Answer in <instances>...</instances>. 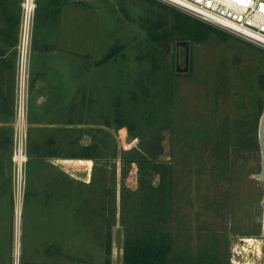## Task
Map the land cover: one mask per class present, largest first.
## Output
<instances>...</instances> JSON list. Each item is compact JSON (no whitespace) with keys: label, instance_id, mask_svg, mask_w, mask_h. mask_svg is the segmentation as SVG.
<instances>
[{"label":"rangeland","instance_id":"rangeland-1","mask_svg":"<svg viewBox=\"0 0 264 264\" xmlns=\"http://www.w3.org/2000/svg\"><path fill=\"white\" fill-rule=\"evenodd\" d=\"M35 3L28 106L39 47H58L57 31L44 29L45 22L51 15L56 28L60 16L61 32L69 35L67 47H77V60L51 58L48 74L77 78V172L67 178L28 156L25 187L20 194L15 189L17 36L0 71L1 120L12 122L1 127L11 144L0 152V264L38 262L48 243L64 253L65 264H105L109 227L111 264H123L127 226L136 224V211L143 208L153 212L143 222L156 221L172 233L175 258L264 264V180L257 177L264 50L215 25L202 42L183 39L173 31L170 6H175L161 0ZM180 41L190 42L186 73L177 70L185 61V49L177 50ZM29 115L30 108L24 124L27 148ZM237 139L243 148L235 146ZM138 158L142 171L132 160ZM152 161L171 170L166 219L158 218L164 210L154 193L164 176H150ZM141 178L151 181L147 199Z\"/></svg>","mask_w":264,"mask_h":264},{"label":"crops","instance_id":"crops-1","mask_svg":"<svg viewBox=\"0 0 264 264\" xmlns=\"http://www.w3.org/2000/svg\"><path fill=\"white\" fill-rule=\"evenodd\" d=\"M20 3L21 0H0V71L5 64V60L2 59H5L7 53L13 50L17 41L20 24ZM71 6L77 7V5ZM64 7H67V5L65 4ZM57 19V26L54 28L56 21L50 15L48 21L45 22L44 29L48 26L53 33L54 29L57 31L58 47H39L40 63L34 71L31 69L33 73L30 92L32 106L29 107L30 138L27 149L29 159L33 163L37 165L46 164L53 172H60L64 177H67V175L72 177L73 173L76 174L77 172V78L55 74L49 75L48 68L51 66L50 62H53L51 58L64 61L77 60V47H67L66 42L69 41V35L61 32V17L58 16ZM8 37L11 40L8 41ZM6 44H9L11 48L4 47ZM57 60H54V62H57ZM11 82L12 79L10 84ZM3 84L4 81L0 75L1 153L4 150L3 145L11 144L9 140L11 136L6 131L2 132L1 127L12 125L9 120H1ZM12 89L13 87L10 93L13 96ZM7 115L12 117V110ZM84 159L87 160L88 158ZM88 161L92 160L89 159ZM42 170V168H39L38 181L44 178ZM42 188L44 190V187ZM44 252V259L38 262L31 260L27 264H65V255L60 253L57 245L48 243Z\"/></svg>","mask_w":264,"mask_h":264},{"label":"built area","instance_id":"built-area-1","mask_svg":"<svg viewBox=\"0 0 264 264\" xmlns=\"http://www.w3.org/2000/svg\"><path fill=\"white\" fill-rule=\"evenodd\" d=\"M218 26L264 50V0H161ZM35 0H24L17 44V89L15 102V136L12 155L13 182L20 194L25 187L27 132L24 130L29 110V69L31 37L34 28Z\"/></svg>","mask_w":264,"mask_h":264},{"label":"trees","instance_id":"trees-1","mask_svg":"<svg viewBox=\"0 0 264 264\" xmlns=\"http://www.w3.org/2000/svg\"><path fill=\"white\" fill-rule=\"evenodd\" d=\"M172 13L175 16V22L173 24V31L176 34H179L183 39H194L197 42L204 41L209 32L213 29L217 30V28L201 19H198L190 14L176 8L170 6ZM20 23V22H19ZM260 82L264 83V75L260 77ZM258 119L256 120L257 124ZM245 125V124H244ZM258 125V124H257ZM246 128V126H245ZM243 137V136H242ZM245 138V137H244ZM248 140V139H246ZM235 146L239 148H243L245 144L240 139H237L235 142ZM236 153V152H235ZM88 159H93L90 157H86ZM133 161H137L140 166L141 171L143 170V161L138 158L132 159ZM148 163V162H146ZM160 164V163H159ZM156 161L150 162V176H155V174H162L164 178H162V186L160 188H153L154 193H156L158 197V205L159 209L164 210V213L160 215L158 218L166 219L165 214L169 213L170 208L167 202L166 194L167 191L169 193L172 192L173 183L170 180V177L167 179L168 170L166 165L162 163L159 165ZM151 181H146L144 179H140V188L145 190V199L151 195L152 193L149 189ZM169 183V184H168ZM124 195V194H123ZM124 202V198H123ZM149 203H152L148 200ZM143 205V204H142ZM137 207L135 208V210ZM145 211V215L143 212ZM161 212V210H160ZM136 215L137 222L136 224L127 226V233L125 235L124 244H123V264H200V263H192L185 260H180L179 258H175L174 256V240L172 233L168 232L164 229L163 226L159 225L156 221L147 225L143 220L145 217L151 216L153 212L144 209ZM113 249V239L111 228H108V231L105 235L104 242V250H105V264H111V255ZM213 264H227L224 262L221 263H213Z\"/></svg>","mask_w":264,"mask_h":264},{"label":"water","instance_id":"water-1","mask_svg":"<svg viewBox=\"0 0 264 264\" xmlns=\"http://www.w3.org/2000/svg\"><path fill=\"white\" fill-rule=\"evenodd\" d=\"M181 47L185 49V61H184V67H181L179 65V62L177 63V70L179 72H188L190 68V63H189V49H190V42L189 41H180L177 44V50ZM259 142L261 146V153H262V165H261V171L259 174H257L258 179L264 180V112L260 118V123H259ZM262 206L264 209V197L262 200ZM263 233H264V210H263Z\"/></svg>","mask_w":264,"mask_h":264}]
</instances>
